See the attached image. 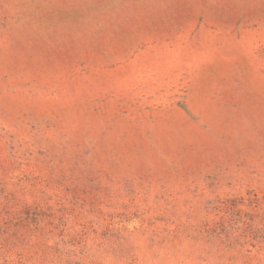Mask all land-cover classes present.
Listing matches in <instances>:
<instances>
[{"label": "rangeland", "instance_id": "374dc122", "mask_svg": "<svg viewBox=\"0 0 264 264\" xmlns=\"http://www.w3.org/2000/svg\"><path fill=\"white\" fill-rule=\"evenodd\" d=\"M0 264H264V0H0Z\"/></svg>", "mask_w": 264, "mask_h": 264}]
</instances>
